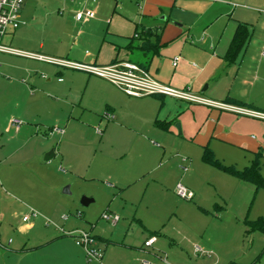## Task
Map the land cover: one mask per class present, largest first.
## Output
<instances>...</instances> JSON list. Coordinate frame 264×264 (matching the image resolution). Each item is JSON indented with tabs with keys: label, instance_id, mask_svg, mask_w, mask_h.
Wrapping results in <instances>:
<instances>
[{
	"label": "rangeland",
	"instance_id": "obj_1",
	"mask_svg": "<svg viewBox=\"0 0 264 264\" xmlns=\"http://www.w3.org/2000/svg\"><path fill=\"white\" fill-rule=\"evenodd\" d=\"M84 1L26 0L20 28L34 48H88L83 40L104 36L115 1L99 0L107 22L82 29L74 18ZM121 2L126 8L118 13L138 16L134 0ZM114 24L126 31L125 22ZM245 54L240 74L250 73L242 78L253 86L242 88L244 101L264 107V63H258L257 48ZM31 60L0 56V264H35L30 247L58 236L84 254L67 235L77 229L133 247L130 252L104 248L97 239L107 255L101 264H264V234L245 236L243 223L247 214L248 220L264 217V191L248 202L233 185L239 181L203 163L190 142L156 131L149 120L157 106L153 96L127 97L84 71ZM225 95L219 85L206 97L221 101ZM109 101L115 103L116 121L102 118ZM163 108L169 110L167 103ZM15 118L23 122L18 132L10 125ZM177 125L181 128L180 121ZM215 158L238 169L249 161L237 150L226 160ZM177 184L194 198L179 199ZM30 213L35 217L28 229L23 218ZM103 213L117 214L118 225L102 220ZM151 236L155 244L145 247ZM50 250L55 253L56 246L35 253L46 256ZM100 262L84 257V264Z\"/></svg>",
	"mask_w": 264,
	"mask_h": 264
},
{
	"label": "crops",
	"instance_id": "obj_2",
	"mask_svg": "<svg viewBox=\"0 0 264 264\" xmlns=\"http://www.w3.org/2000/svg\"><path fill=\"white\" fill-rule=\"evenodd\" d=\"M98 2L99 0H86L80 3L81 7L77 11L82 8H88L94 10L96 13V17L87 22L79 23L75 21L80 25V28L85 29L98 23L104 24L107 22L108 15L99 13ZM134 2L138 13L136 18H127L118 13L126 8V4H122L121 0H119L112 8V13L108 19L110 20V26L106 29L102 38L94 36L84 39V45L86 44L88 48H79L77 46L67 49L43 48L42 44H39L38 48H34L30 44V39L26 37L24 31H22L23 29L20 28L24 24L23 21L26 17L24 15V2L19 17L20 23L18 28L16 30L9 28L7 33L2 37L1 44L14 50L39 54L45 57L49 56L44 55L42 52L49 55L54 54L55 59L80 64L108 65L116 60L132 62L131 60L142 59L141 56L137 54L133 55L126 49L132 36H135L137 25L145 28L153 26L156 28L161 27V47L158 54L151 59L147 68L149 74L156 81L176 90L189 91L191 94L210 102L264 114V107L249 103L251 102L250 99L246 102L244 101V96L247 95H245L242 88H252L253 85L242 78L250 73L245 70L240 74L242 61L246 57V49L249 47L257 48L259 53L258 63H264V59H261L260 56L264 45V14L261 13L264 11V0H134ZM116 20L125 22V32L120 31L118 26L114 24ZM112 24H114V27H112ZM239 24L247 26L250 38L237 61L234 64H228L224 56ZM82 34V31H79L78 37H81ZM92 38L93 41L91 40ZM5 55L10 54H0V56ZM17 57L21 58V56ZM176 58L178 60L174 65L173 61ZM253 58L251 57V59ZM31 61L45 63L37 60ZM203 84L206 85L205 89L203 88L202 91L197 92L196 86H202ZM219 85L223 86L224 93L226 94L221 101L206 97V94L210 93L213 87L217 90ZM117 91L121 94L123 93L118 89ZM258 91H262V89ZM153 97L157 106L156 111L149 115V120L156 131L171 136H174L176 133L183 140L190 142L194 147L199 149L201 157L204 148H209L215 157L223 160H226L232 151L237 150L245 157H248L247 166H249L255 154L261 152L263 156L261 171L264 168V120L172 97ZM165 103H167L169 108L167 111L163 108ZM114 104V102L109 101L108 106L106 105L105 108L115 117L117 109L111 107ZM184 114L187 115L185 119L183 118ZM156 120L160 121V123L168 124V126L165 128L158 127L155 125ZM113 121H116V117ZM178 121L181 122L179 131H177L176 127ZM119 126L127 128L126 125ZM252 132L256 135H251ZM238 181V184L233 185H236L237 189L241 188L239 189L240 191L243 190L241 192L246 195L248 202L252 199L253 203L255 196L260 191H264L255 190L252 184ZM249 185L253 188H249ZM171 189H174L173 185ZM214 210L220 213L223 208L214 205ZM245 219H248V214L245 216ZM30 222V220L23 222L27 224L26 227L28 229L32 227V223ZM118 222L115 226L110 225L116 227ZM138 223L140 224V222ZM140 226L144 228L141 224ZM149 233L151 235L156 234V232ZM95 237L99 241L104 242V248L111 245L112 247H118L129 252L133 248L130 245H124L123 242L105 241L98 236ZM50 245L56 246L55 253L51 250L47 254L45 253L46 256L35 253ZM29 250L38 258L35 260V264H84L85 256L83 252L77 250L72 240L63 236H58L52 240L48 238L40 243H34ZM38 253L43 254L44 252L39 251ZM103 253L105 252L103 251ZM106 256V254L105 256L103 254L101 260L103 258L107 259Z\"/></svg>",
	"mask_w": 264,
	"mask_h": 264
},
{
	"label": "built area",
	"instance_id": "obj_3",
	"mask_svg": "<svg viewBox=\"0 0 264 264\" xmlns=\"http://www.w3.org/2000/svg\"><path fill=\"white\" fill-rule=\"evenodd\" d=\"M117 4L119 0H114ZM25 0H0V54H10L16 56L27 57L33 60L54 64L59 67L81 70L87 74L102 78L116 87L118 90L127 96L134 98H142L148 96H166L175 99L195 103L205 104L214 108L229 110L239 115H246L264 120V114L249 110H244L232 106H227L220 103L210 102L191 94L189 91L176 90L156 81L143 67L129 62L116 60L108 65H86L67 60L53 59L39 54L26 53L14 50L1 44L2 37L7 33L8 29L16 30L19 26V17ZM261 13L264 14V11ZM96 17V13L92 9L82 8L75 13V21L84 23ZM136 37V35H135ZM261 58L264 59V45L260 52ZM177 58L173 61L175 65ZM105 121L114 120V115L109 111L105 112L102 117ZM10 125L15 131H18L23 125V122L17 118L10 121ZM61 132L59 129H55ZM100 133V131H97ZM176 196L185 201H191L194 198L193 192L182 184H177L175 187ZM30 217H35L30 213L29 217H24L23 221L28 222ZM101 219L115 226L119 221V216L113 213H103ZM67 235L72 236L75 244L83 249L85 259L90 261L100 262L103 256L102 251L97 248V239L89 231L75 230L68 232ZM156 242L155 237L149 238L145 243V247H149Z\"/></svg>",
	"mask_w": 264,
	"mask_h": 264
},
{
	"label": "trees",
	"instance_id": "obj_4",
	"mask_svg": "<svg viewBox=\"0 0 264 264\" xmlns=\"http://www.w3.org/2000/svg\"><path fill=\"white\" fill-rule=\"evenodd\" d=\"M161 27H151L145 28L143 26H136L135 36H132L126 49L133 55L137 54L141 56V60H131L135 64L148 68V64L151 59L158 54L160 45V31ZM250 38V32L245 25L239 24L235 31L234 37L227 49L224 56L225 61L228 64H234L241 52L243 51L245 45ZM155 125L158 127L165 128L168 124L160 123L156 120ZM262 153L258 152L255 154L254 159L249 166L243 169H237L235 166H226L219 162L209 148H204L202 161L210 165L217 170L230 175L242 182L252 184L255 190H264V177L261 175L262 167ZM244 225L246 228L245 236H249L252 233L258 232L264 234V217H259L256 220H244ZM229 264H240L236 262H230Z\"/></svg>",
	"mask_w": 264,
	"mask_h": 264
},
{
	"label": "water",
	"instance_id": "obj_5",
	"mask_svg": "<svg viewBox=\"0 0 264 264\" xmlns=\"http://www.w3.org/2000/svg\"><path fill=\"white\" fill-rule=\"evenodd\" d=\"M205 89V88H204ZM178 129H179V125L176 126ZM53 156V153L51 152L50 154H48L46 157H45V160H47L49 157H52ZM83 201H87V200H83Z\"/></svg>",
	"mask_w": 264,
	"mask_h": 264
}]
</instances>
